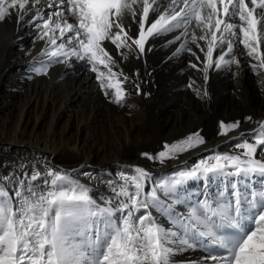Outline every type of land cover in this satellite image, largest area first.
I'll list each match as a JSON object with an SVG mask.
<instances>
[{
  "label": "snow or ice",
  "instance_id": "1",
  "mask_svg": "<svg viewBox=\"0 0 264 264\" xmlns=\"http://www.w3.org/2000/svg\"><path fill=\"white\" fill-rule=\"evenodd\" d=\"M13 17L34 26L45 43L40 55L47 59L32 67L36 75L56 64H84L118 106L130 77L115 69L130 54L140 59L151 51V39L171 33L177 34L166 43L179 42L173 55L194 57L188 67L203 74L197 96H208L210 71L238 76L240 56L264 85V0H0V23ZM255 123L249 134L240 133L235 153L201 159L151 186V173L134 166L98 197L66 170L19 165V175L0 176V264H185L175 257L197 249L205 255L186 264H264V188L248 187L257 176L264 183V120ZM240 125L221 121L219 134ZM204 143L197 132L141 155L163 164ZM190 180L227 183L178 212Z\"/></svg>",
  "mask_w": 264,
  "mask_h": 264
},
{
  "label": "bare ground",
  "instance_id": "2",
  "mask_svg": "<svg viewBox=\"0 0 264 264\" xmlns=\"http://www.w3.org/2000/svg\"><path fill=\"white\" fill-rule=\"evenodd\" d=\"M125 24H131V19ZM136 33L133 24L131 34ZM176 34L151 39V51L146 48L140 59L130 54L115 69L130 77L124 84L127 98L123 106H118L105 97L95 73L87 71L84 64H56L47 75L35 76L32 67L47 59L40 55L45 43L38 39V30L27 22L16 24L14 17L0 23V176L13 172L19 175L21 164L27 165L28 171L33 164L41 171L45 167L68 168L98 197L110 194L107 182L119 180L115 172H129L140 166L151 173V186L195 167L201 159L237 152L234 145L240 133L249 134L257 127L256 121L264 120V85L260 77L248 67L249 58L240 56L238 76L210 71L208 96H197L194 89L199 88L201 93L204 89L203 74L188 67L189 61L195 62L194 57L187 53L173 55L179 42L166 41ZM27 35L31 37L25 43L23 37ZM191 47L200 54L194 45ZM242 51L237 49V53ZM137 72L138 76L134 75ZM190 81L196 82L192 88L188 87ZM136 84L140 86L139 94ZM249 116L252 121L246 120ZM221 121H240L241 125L224 136L219 134ZM197 132L205 143L176 159L161 164L141 155H155L165 143ZM225 183L188 181L181 194L185 204L177 205V211L185 212L188 205L206 196L211 198ZM248 187L258 191L264 183L257 176ZM201 257L196 251H188L175 259L186 264L189 259Z\"/></svg>",
  "mask_w": 264,
  "mask_h": 264
},
{
  "label": "rangeland",
  "instance_id": "3",
  "mask_svg": "<svg viewBox=\"0 0 264 264\" xmlns=\"http://www.w3.org/2000/svg\"><path fill=\"white\" fill-rule=\"evenodd\" d=\"M30 37H31V35H27V36H24L23 37V41L26 43V42H28L29 41V39H30ZM90 85L92 84L91 82L89 83ZM54 166H57V164L56 165H54ZM62 170H66V171H69L70 169H62ZM121 172H115V176L117 177V178H119V174H120ZM83 183V182H82Z\"/></svg>",
  "mask_w": 264,
  "mask_h": 264
}]
</instances>
